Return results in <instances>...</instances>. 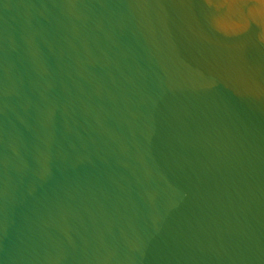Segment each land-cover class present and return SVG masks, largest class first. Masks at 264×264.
Listing matches in <instances>:
<instances>
[{"label": "water", "instance_id": "95a60500", "mask_svg": "<svg viewBox=\"0 0 264 264\" xmlns=\"http://www.w3.org/2000/svg\"><path fill=\"white\" fill-rule=\"evenodd\" d=\"M0 264H264V0H0Z\"/></svg>", "mask_w": 264, "mask_h": 264}]
</instances>
